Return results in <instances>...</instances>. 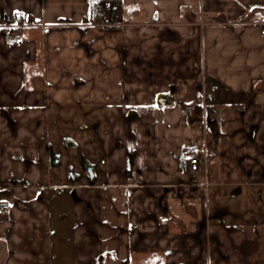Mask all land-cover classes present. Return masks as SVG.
I'll use <instances>...</instances> for the list:
<instances>
[{
	"label": "crops",
	"instance_id": "obj_1",
	"mask_svg": "<svg viewBox=\"0 0 264 264\" xmlns=\"http://www.w3.org/2000/svg\"><path fill=\"white\" fill-rule=\"evenodd\" d=\"M5 3L0 264H264V0ZM71 106L105 116L94 181L52 179Z\"/></svg>",
	"mask_w": 264,
	"mask_h": 264
},
{
	"label": "rangeland",
	"instance_id": "obj_2",
	"mask_svg": "<svg viewBox=\"0 0 264 264\" xmlns=\"http://www.w3.org/2000/svg\"><path fill=\"white\" fill-rule=\"evenodd\" d=\"M5 6V2L0 4V25L5 22ZM41 64L42 62L39 61L35 65L36 73L41 70ZM24 66L22 74L25 79L26 90L31 87L30 82L39 87L41 79L38 77L33 78L31 75L33 71L28 70V65ZM104 123L105 116L102 110H93L91 107H54L50 111L49 144L52 146V153L58 155L60 161L59 164L53 165L51 169L54 181L64 184L68 182L82 183V179L86 178L88 173L86 167L91 164L98 166V159L102 157V152L106 150V128ZM247 196V191H245L246 201L249 199ZM221 204L225 208L228 201H223ZM243 218L257 222L261 219L258 213L249 212H244Z\"/></svg>",
	"mask_w": 264,
	"mask_h": 264
},
{
	"label": "built area",
	"instance_id": "obj_3",
	"mask_svg": "<svg viewBox=\"0 0 264 264\" xmlns=\"http://www.w3.org/2000/svg\"><path fill=\"white\" fill-rule=\"evenodd\" d=\"M108 13V8L106 7V5L104 4H100L97 3L95 5H93L92 7V24L96 25V26H119L120 25V16L119 15H114L113 16V23L109 24L108 22H106L105 17ZM264 34V30L262 32ZM189 165H190V170L192 173H200L204 170V168L206 167V160H204L202 157L198 156V155H194L190 158L189 161ZM12 214V210L9 206H4L2 204H0V217H10Z\"/></svg>",
	"mask_w": 264,
	"mask_h": 264
},
{
	"label": "water",
	"instance_id": "obj_4",
	"mask_svg": "<svg viewBox=\"0 0 264 264\" xmlns=\"http://www.w3.org/2000/svg\"><path fill=\"white\" fill-rule=\"evenodd\" d=\"M5 1L6 0H0V4L3 3V2H5ZM49 147H50V155L53 157L54 154L52 153V146L50 145ZM53 162H54L55 165H57V164L60 163L59 156L58 155H56L55 158L53 157ZM88 172H89V174L91 176V180L94 181L96 176H95V173H94V170H93V167L92 166H90L88 168Z\"/></svg>",
	"mask_w": 264,
	"mask_h": 264
},
{
	"label": "trees",
	"instance_id": "obj_5",
	"mask_svg": "<svg viewBox=\"0 0 264 264\" xmlns=\"http://www.w3.org/2000/svg\"><path fill=\"white\" fill-rule=\"evenodd\" d=\"M96 1V0H95ZM98 1H102V2H107V1H111V0H98ZM11 41H13V42H17L18 40H16V39H13V40H11Z\"/></svg>",
	"mask_w": 264,
	"mask_h": 264
},
{
	"label": "flooded vegetation",
	"instance_id": "obj_6",
	"mask_svg": "<svg viewBox=\"0 0 264 264\" xmlns=\"http://www.w3.org/2000/svg\"><path fill=\"white\" fill-rule=\"evenodd\" d=\"M49 150H50V147H49ZM90 166H91V165H90ZM90 166H87V167H86L87 171H88V168H89ZM93 170H94V169H93ZM87 174H88V175H89V177L91 178V176H90L89 172H88Z\"/></svg>",
	"mask_w": 264,
	"mask_h": 264
},
{
	"label": "snow or ice",
	"instance_id": "obj_7",
	"mask_svg": "<svg viewBox=\"0 0 264 264\" xmlns=\"http://www.w3.org/2000/svg\"><path fill=\"white\" fill-rule=\"evenodd\" d=\"M17 15H18V16H21V15H23V14H22V13H17Z\"/></svg>",
	"mask_w": 264,
	"mask_h": 264
}]
</instances>
